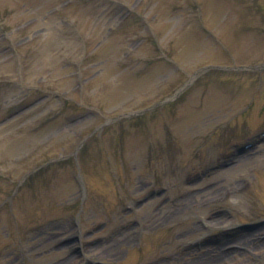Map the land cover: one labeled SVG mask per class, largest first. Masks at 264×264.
<instances>
[{"label":"rangeland","instance_id":"obj_1","mask_svg":"<svg viewBox=\"0 0 264 264\" xmlns=\"http://www.w3.org/2000/svg\"><path fill=\"white\" fill-rule=\"evenodd\" d=\"M262 132L264 0H0V264H264Z\"/></svg>","mask_w":264,"mask_h":264},{"label":"bare ground","instance_id":"obj_2","mask_svg":"<svg viewBox=\"0 0 264 264\" xmlns=\"http://www.w3.org/2000/svg\"><path fill=\"white\" fill-rule=\"evenodd\" d=\"M245 239H246V238H245ZM263 244H264V242H262V243H260V244H258V245L262 246ZM238 255H241V256H242V253L239 252V251H236V250H232V251L226 253L225 255H224V254H220L219 256H226V257H227V256H230L231 258H233V257H235V256L238 257ZM65 264H68V262L65 261Z\"/></svg>","mask_w":264,"mask_h":264}]
</instances>
